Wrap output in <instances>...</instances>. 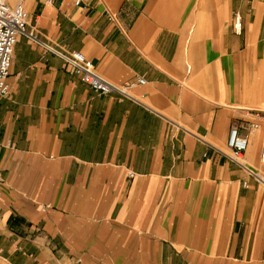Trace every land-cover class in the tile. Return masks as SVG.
Instances as JSON below:
<instances>
[{
  "label": "crops",
  "instance_id": "obj_1",
  "mask_svg": "<svg viewBox=\"0 0 264 264\" xmlns=\"http://www.w3.org/2000/svg\"><path fill=\"white\" fill-rule=\"evenodd\" d=\"M75 1L23 0L36 40L18 37L0 98V264H264V0ZM45 45L145 83L101 94Z\"/></svg>",
  "mask_w": 264,
  "mask_h": 264
},
{
  "label": "built area",
  "instance_id": "obj_2",
  "mask_svg": "<svg viewBox=\"0 0 264 264\" xmlns=\"http://www.w3.org/2000/svg\"><path fill=\"white\" fill-rule=\"evenodd\" d=\"M49 3L52 0H47ZM80 0H76L75 4L79 5ZM233 31L240 34L242 31L241 15L235 11L232 15ZM25 35L36 40L33 31H29V15L26 11L23 0H18L14 5H10L6 0H0V98L7 95L9 85L7 82L9 76V68L14 52V47L18 37ZM47 49H51L59 55L67 69V71L77 76L82 82L89 85L94 91L101 94L116 93L124 97H128L129 89L145 83L142 77H137L122 85H117L102 77L95 69L93 63L88 60L82 53L78 51L62 52L45 45ZM257 119L264 120V113H257ZM258 128V123L238 124L231 127L229 131L227 146L230 154H225L230 160L240 163L242 154L247 148V133L251 129ZM260 159L264 163V143L260 152ZM130 178L134 177V173L129 172ZM246 185V184H245ZM46 207H49L48 205ZM45 207V208H46Z\"/></svg>",
  "mask_w": 264,
  "mask_h": 264
},
{
  "label": "rangeland",
  "instance_id": "obj_3",
  "mask_svg": "<svg viewBox=\"0 0 264 264\" xmlns=\"http://www.w3.org/2000/svg\"><path fill=\"white\" fill-rule=\"evenodd\" d=\"M31 30L33 31V34L35 35V30L33 28H31V25L29 24V31H31ZM22 36H25V35H22ZM25 37H27L28 39H31L28 36H25Z\"/></svg>",
  "mask_w": 264,
  "mask_h": 264
}]
</instances>
